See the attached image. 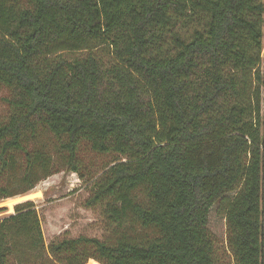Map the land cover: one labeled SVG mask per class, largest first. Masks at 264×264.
Instances as JSON below:
<instances>
[{
    "label": "trees",
    "instance_id": "obj_1",
    "mask_svg": "<svg viewBox=\"0 0 264 264\" xmlns=\"http://www.w3.org/2000/svg\"><path fill=\"white\" fill-rule=\"evenodd\" d=\"M0 85V200L112 155L84 201L107 238L45 244L24 200L0 264H264V0H0Z\"/></svg>",
    "mask_w": 264,
    "mask_h": 264
},
{
    "label": "rangeland",
    "instance_id": "obj_2",
    "mask_svg": "<svg viewBox=\"0 0 264 264\" xmlns=\"http://www.w3.org/2000/svg\"><path fill=\"white\" fill-rule=\"evenodd\" d=\"M7 96V88L0 85V121L8 112ZM78 156L80 173L64 166L59 172L41 179L27 193L0 200V217L13 212L15 203L30 200L39 216L45 244L64 234L107 238L109 229L106 219L98 208L87 207L84 201L90 193L92 179L111 161L112 155L96 153L83 145ZM207 226L217 242L218 252L222 253L226 246V222L216 204L209 210Z\"/></svg>",
    "mask_w": 264,
    "mask_h": 264
},
{
    "label": "bare ground",
    "instance_id": "obj_3",
    "mask_svg": "<svg viewBox=\"0 0 264 264\" xmlns=\"http://www.w3.org/2000/svg\"><path fill=\"white\" fill-rule=\"evenodd\" d=\"M85 264H99V263H97L96 261H94V260H89L88 262H86Z\"/></svg>",
    "mask_w": 264,
    "mask_h": 264
}]
</instances>
